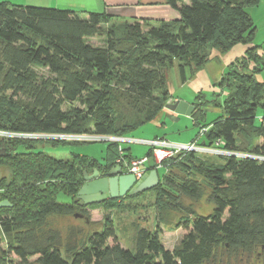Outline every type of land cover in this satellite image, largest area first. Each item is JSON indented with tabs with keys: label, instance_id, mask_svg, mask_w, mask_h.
<instances>
[{
	"label": "trees",
	"instance_id": "16d2710c",
	"mask_svg": "<svg viewBox=\"0 0 264 264\" xmlns=\"http://www.w3.org/2000/svg\"><path fill=\"white\" fill-rule=\"evenodd\" d=\"M259 2L166 0L177 19L155 23L0 3V132L124 138L174 99L166 83L174 60L184 83L186 69L246 47L219 83L226 90L222 105L212 101L221 114L205 124L208 102L192 104L194 127L206 130L201 147L219 141L216 149L229 155L214 161L180 153L163 163L165 173L148 191L159 224L186 232L178 245L165 250L158 228L136 224L131 249L119 245L107 214L140 195L91 207L74 202L83 172L104 174L119 157L133 159L122 148L120 155L119 144L106 143L99 163L73 154L55 158L30 141L0 138V167L8 172L0 178V201L11 206L0 210V264H240L264 249V83L254 78L264 56L253 45L248 13ZM59 193L71 202L58 203ZM203 199L212 206L206 216L197 213ZM96 208L105 212L100 230L83 233L71 225L63 231L55 224H91ZM172 213L182 215L176 223Z\"/></svg>",
	"mask_w": 264,
	"mask_h": 264
},
{
	"label": "rangeland",
	"instance_id": "374dc122",
	"mask_svg": "<svg viewBox=\"0 0 264 264\" xmlns=\"http://www.w3.org/2000/svg\"><path fill=\"white\" fill-rule=\"evenodd\" d=\"M184 2H187V4L190 2V0H184ZM1 3V1H0ZM83 17V15H82ZM246 50V47H243L242 45H238L231 49L229 52L220 54L216 57H218L217 60H214L213 62H209L207 65L200 69H191L185 70V82L182 83L178 71V61L174 60L173 66L169 67L166 71V83L167 88L173 98L176 100H187L188 102H208L203 105V110L206 112L205 116V124H210L216 117H218L221 114V111L218 107L215 106V103H218L219 105H222L223 100L226 96V90L221 88L219 86V83L222 79V77L227 74L228 68L232 63H235L236 59H240V57L244 54V51ZM37 73L46 75L45 70H37ZM255 80H258V76L254 75ZM199 97V98H197ZM200 99V100H199ZM212 101H215L212 102ZM74 107H78V105L74 104ZM66 109V107H65ZM164 114L157 118L156 123L148 124L142 128H139L138 130H135L132 133H129L126 135V137H132L133 140H143V139H153L155 136V132H157L156 125H158L159 122L165 123L164 131L162 134H165L167 138L171 141H180V140H187L189 143L190 140H197L199 143L197 145L201 146L203 141V136H199L200 130L198 127H194L192 122H189L185 124V121H178L171 120L166 116H163ZM159 119V122H157ZM56 136H62L61 134H49V135H43V134H37L32 137H23V138H16V137H5L3 134H0L1 139H12L15 141H30L34 144L37 151H42L52 157L55 158H69L71 154L73 155H80V156H86L91 159H94L98 161L99 163H102V160L104 158V152L106 149V143L102 141H82V142H76V141H69L67 139H61ZM168 141V140H167ZM169 143H172L168 141ZM193 142V141H192ZM196 142V141H195ZM197 143V142H196ZM120 146H124L127 148L128 146L132 147V151L137 156H144L148 149H150L147 145L142 146L143 144H140L138 142H121L119 143ZM176 144V143H172ZM53 145H56L53 147ZM194 153V152H193ZM197 155L201 156L202 158L209 159V160H219L217 155L213 154H207L202 155L197 153ZM165 162V161H164ZM154 163V162H153ZM155 164V163H154ZM163 165V163H162ZM121 167V166H120ZM162 167V166H161ZM158 179L160 181V178L162 174L165 173V170L163 168H157L155 167ZM149 172V168L147 171V174ZM92 173V172H91ZM90 173V174H91ZM87 174V175H90ZM146 174V175H147ZM8 175V172L5 170L4 167H0V178L6 177ZM159 184V183H158ZM157 184V185H158ZM156 185V186H157ZM154 188V187H153ZM151 190V189H149ZM149 190H146L141 193L133 194V195H125L124 197H134L137 195H140L138 198H134L130 200H126L127 203L125 207H119L118 209H115L108 213L109 217L114 222V227L116 230V236L117 240L119 242V245L123 249H131V236L134 230V225H138L141 227H145L149 230L159 229V238L161 241V244L165 250L171 251L178 243H180V240L183 238V236L186 234V232L179 228L174 229L172 227L173 224H170L171 226H164L159 224V214H158V208L156 207L154 201V194L148 192ZM123 197V198H124ZM122 199V198H119ZM118 200V199H117ZM56 201L58 203H64L68 204L70 203V199L66 197L64 194L59 193L56 197ZM98 205V204H95ZM212 210V206L208 205L205 201V199L201 200L197 207V213L201 216L208 215ZM103 214L105 212L100 209L96 208L91 210L89 212L90 215V223L84 225L83 222L76 223L74 220H58L55 221V224L59 226L63 231L68 228V226H76L81 228L83 233L86 232H92L97 231L101 229V223ZM182 215H177L172 213L170 216V219L173 220L172 223H176L177 219L181 217ZM112 241H109V244H111ZM259 257V258H257ZM12 261L16 262L15 258H11ZM221 264H239L237 260H224L221 262ZM240 264H264V254L260 252L257 253L253 258L247 260L245 259Z\"/></svg>",
	"mask_w": 264,
	"mask_h": 264
},
{
	"label": "crops",
	"instance_id": "0c3cea01",
	"mask_svg": "<svg viewBox=\"0 0 264 264\" xmlns=\"http://www.w3.org/2000/svg\"><path fill=\"white\" fill-rule=\"evenodd\" d=\"M1 2H6L11 5L16 6H29V7H41V8H54L59 10H69L76 13L81 14L84 17H86V13H104L109 17H112L114 22H132V21H140V20H146L150 23H155L158 21H171L177 19V14L166 4V0H0ZM184 4H187V2H184ZM249 16L251 17L256 31H255V37L253 41V45L258 48V54L264 56V0H260L259 4L250 9L248 11ZM259 82L264 83V68H262L257 74ZM173 102L175 101H181L191 107H193V102H188L187 100H179V99H173L171 100ZM166 106V105H165ZM194 108V107H193ZM164 114L163 116L168 117L171 120L178 121H185V124L192 122L191 115L190 116H183L173 113L172 111L166 109L164 107V110L162 111ZM161 113V115H162ZM159 115V117L161 116ZM158 117V118H159ZM161 118V117H160ZM155 119L151 124L154 122L156 123ZM159 122V119L158 121ZM157 124V123H156ZM165 123L159 122L158 125H156L157 132H155V136L153 139H164L168 140L172 143L176 144H188L189 141L187 140H178V141H171L169 138L166 137L165 134H162L164 131ZM194 126V124H193ZM199 136L201 137L202 134L200 132ZM199 138V137H198ZM197 140H190L191 142H197ZM126 143L139 141V140H133L132 137H124ZM153 139H143L140 141H149ZM190 142V143H191ZM144 146V145H142ZM122 150L128 151V155H130L133 159H140V156H137L132 151V147L128 146L125 148L121 145ZM150 149H148L147 153L144 156H141V158L146 157L147 154H149ZM150 167V166H148Z\"/></svg>",
	"mask_w": 264,
	"mask_h": 264
},
{
	"label": "water",
	"instance_id": "95a60500",
	"mask_svg": "<svg viewBox=\"0 0 264 264\" xmlns=\"http://www.w3.org/2000/svg\"><path fill=\"white\" fill-rule=\"evenodd\" d=\"M166 109L175 114L190 116L194 108L181 102L169 101ZM4 152L0 153V157ZM149 172L141 182H136L134 177L123 171L119 165L110 168L106 173L101 174L96 169L90 175L83 172V184L79 188L75 201L79 200V206L88 207L100 204L104 200H117L125 195H133L152 189L159 183L157 172L153 160L149 161ZM11 207L7 201H0V210Z\"/></svg>",
	"mask_w": 264,
	"mask_h": 264
},
{
	"label": "built area",
	"instance_id": "2783aa9c",
	"mask_svg": "<svg viewBox=\"0 0 264 264\" xmlns=\"http://www.w3.org/2000/svg\"><path fill=\"white\" fill-rule=\"evenodd\" d=\"M206 130H201V134H203ZM5 137H16V138H25V137H32L36 134H15V133H7V132H0ZM45 135V134H43ZM61 139H67L69 141H102V142H115L117 144L121 142H126L125 139L119 137H107V136H95V135H62L56 136ZM138 142L143 145H147L150 148L151 156L150 157H143L140 159H131L130 161L124 160L122 157H119L116 160V164L123 168V171L127 174H130L134 177L136 182H141L146 177L149 161L153 160L155 163V167L160 168L164 161H167L170 158L175 157L180 153H187V152H194L199 153L202 155L213 154V155H229L226 152L217 150L221 143L219 141L214 143L213 148H205L201 147L196 144V142H191L188 144H172L164 139H153L149 141H134ZM120 145V144H119ZM118 151L120 155L122 154L121 146L118 147Z\"/></svg>",
	"mask_w": 264,
	"mask_h": 264
},
{
	"label": "flooded vegetation",
	"instance_id": "af4514ba",
	"mask_svg": "<svg viewBox=\"0 0 264 264\" xmlns=\"http://www.w3.org/2000/svg\"><path fill=\"white\" fill-rule=\"evenodd\" d=\"M0 153H1V151H0ZM74 202L79 206V202H80L79 200H77V201L74 200ZM260 252L264 254V249H261ZM257 258H259V257H257Z\"/></svg>",
	"mask_w": 264,
	"mask_h": 264
}]
</instances>
